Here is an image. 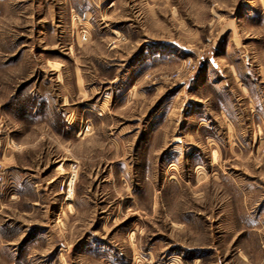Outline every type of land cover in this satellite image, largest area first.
<instances>
[{
	"label": "rangeland",
	"instance_id": "rangeland-1",
	"mask_svg": "<svg viewBox=\"0 0 264 264\" xmlns=\"http://www.w3.org/2000/svg\"><path fill=\"white\" fill-rule=\"evenodd\" d=\"M0 162V264H264V0H0Z\"/></svg>",
	"mask_w": 264,
	"mask_h": 264
},
{
	"label": "built area",
	"instance_id": "built-area-1",
	"mask_svg": "<svg viewBox=\"0 0 264 264\" xmlns=\"http://www.w3.org/2000/svg\"><path fill=\"white\" fill-rule=\"evenodd\" d=\"M3 179H4V166L0 162V183L3 181Z\"/></svg>",
	"mask_w": 264,
	"mask_h": 264
},
{
	"label": "bare ground",
	"instance_id": "bare-ground-1",
	"mask_svg": "<svg viewBox=\"0 0 264 264\" xmlns=\"http://www.w3.org/2000/svg\"><path fill=\"white\" fill-rule=\"evenodd\" d=\"M72 196H73L72 194L69 195V200L72 198ZM69 200H68V201H69Z\"/></svg>",
	"mask_w": 264,
	"mask_h": 264
}]
</instances>
